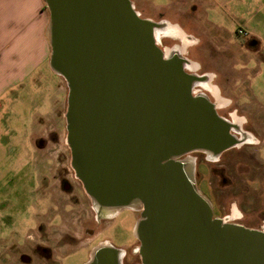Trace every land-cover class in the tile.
Masks as SVG:
<instances>
[{
	"label": "water",
	"instance_id": "1",
	"mask_svg": "<svg viewBox=\"0 0 264 264\" xmlns=\"http://www.w3.org/2000/svg\"><path fill=\"white\" fill-rule=\"evenodd\" d=\"M42 1L48 65L68 89L70 165L95 212H137L139 264H264V231L214 216L196 185L192 155L215 159L241 131L195 92L203 76L178 46L158 47L168 22L139 17L130 0ZM123 254L105 241L82 264Z\"/></svg>",
	"mask_w": 264,
	"mask_h": 264
},
{
	"label": "rangeland",
	"instance_id": "2",
	"mask_svg": "<svg viewBox=\"0 0 264 264\" xmlns=\"http://www.w3.org/2000/svg\"><path fill=\"white\" fill-rule=\"evenodd\" d=\"M135 1L131 3L139 17L164 20L161 15L144 11ZM168 23L181 30L189 42L182 55L198 66L196 72L208 75L209 84L223 98L217 113L238 122L239 128L259 141L232 148L216 161H206L201 153L193 154L196 185L212 202L214 216L261 229L264 109L257 110L253 95L257 92V99L264 105V74L250 79L236 59L242 53L246 59L250 56L244 50L248 32L247 36L241 35L237 31L242 28L230 25L233 34L227 37L229 46L225 48V41L218 40L224 38L220 31L203 26L191 32L176 22ZM181 43L170 35L157 41L164 50L176 45L181 48ZM38 71L41 77L36 82L27 80L22 88H12L0 100V249L10 243L19 249L33 247L32 255L18 251L23 253L19 254L18 264H82L94 246L106 241L127 253L125 264H139V243L132 232L137 212L122 211L107 217L95 212L70 165L62 116L67 104L66 83L51 71L48 62ZM201 91L216 102L209 91ZM38 111L46 113L34 116L32 123L31 116ZM23 255L29 263L21 261Z\"/></svg>",
	"mask_w": 264,
	"mask_h": 264
},
{
	"label": "crops",
	"instance_id": "3",
	"mask_svg": "<svg viewBox=\"0 0 264 264\" xmlns=\"http://www.w3.org/2000/svg\"><path fill=\"white\" fill-rule=\"evenodd\" d=\"M137 1L139 7H144V11L161 15L164 20L176 22L185 30L192 32L208 26L209 29L220 31L224 38L218 40L225 41V48L229 46L230 38L227 37L233 34L229 26L242 28L248 32L249 39L245 46H249L250 56L246 59L247 55L242 53L240 58H236L240 62V69L249 72L250 79L264 74V0ZM131 2L134 4L136 1ZM47 23L48 12L42 0H0V100L12 88L20 89L27 80L36 82L41 77L38 68L48 62L49 55ZM258 92L263 94L262 91ZM256 94H252L255 97L253 103L257 110L264 109ZM45 113L35 112L31 116L32 123L35 121L34 116L41 117ZM20 249L29 255L33 254L31 246ZM20 249L13 243L0 249V264H18L19 254H23L18 252ZM27 258L23 255L21 261L29 263Z\"/></svg>",
	"mask_w": 264,
	"mask_h": 264
},
{
	"label": "flooded vegetation",
	"instance_id": "4",
	"mask_svg": "<svg viewBox=\"0 0 264 264\" xmlns=\"http://www.w3.org/2000/svg\"><path fill=\"white\" fill-rule=\"evenodd\" d=\"M245 36H247V33H246V35ZM176 46H178V45H176ZM172 47V46H171ZM170 47V48H171ZM246 47V51H249L250 49H249V46L248 45H246L245 46ZM169 48V49H170ZM188 73H191V74H195V75H198V76H205L206 74H199L198 72H196V70H190V69H187L186 70ZM203 89V87L199 84V85H196L195 86V88H194V90H196L195 92L196 93H198V92H202L201 90ZM207 91H209V93L211 94V96H212V98H215L216 100V102H214L215 104H216V107H218V105L222 102V100L220 99V96H219V91L218 92H216L213 88H210V87H206L205 88ZM210 99V98H209ZM217 109V108H216ZM236 125H238L239 126V123L238 122H236ZM240 131L242 132V133H246V132H244V130H242L241 128H240ZM232 132V131H231ZM241 132H237V131H235V132H232L233 134H234V136H235V138L237 139V141L239 142L236 146H234V147H231V148H229V149H227V150H225V151H223L222 153H220L215 159H211V160H209V159H207L206 157H205V155L203 154V156H204V158H205V160L206 161H216V160H219L220 159V157H221V155L223 154V153H225L226 151H228V150H230V149H232V148H235V147H239V146H241V145H243V144H245V143H250V144H258L259 143V141L257 140H254V136L252 135V134H250V136H246V135H244V134H242ZM196 154V153H195ZM257 169H259L260 170V167H258ZM264 173V172H263ZM195 181H196V179H195ZM202 192V191H201ZM203 193V192H202ZM206 196V195H205ZM207 197V196H206ZM208 198V197H207ZM209 199V198H208ZM210 200V199H209ZM211 202V201H210ZM211 205H212V202H211ZM212 208H213V206H212ZM124 211H130V210H124ZM132 212V211H131ZM260 215L261 216H263V221H264V212H260ZM260 228L262 229H264V226H262V225H260ZM262 229V230H263ZM264 231V230H263ZM137 256H138V254H137ZM128 256H127V253L124 251V254H123V257H122V259H121V264H125V261L126 260H128ZM87 259H88V257H87ZM86 259V260H87ZM130 264H135L133 261H131L130 262Z\"/></svg>",
	"mask_w": 264,
	"mask_h": 264
},
{
	"label": "bare ground",
	"instance_id": "5",
	"mask_svg": "<svg viewBox=\"0 0 264 264\" xmlns=\"http://www.w3.org/2000/svg\"><path fill=\"white\" fill-rule=\"evenodd\" d=\"M154 34H155V40L156 41H158L161 36H165V35H170L172 37H175V38L181 40L182 47L181 48L178 47V50L176 51L178 54L179 53L182 54V52L184 50V46L189 43L188 41L186 42L184 40V34H183V32L181 30L177 29L175 26H171L168 23H167V25L162 26V27L158 28L157 30H155ZM169 52H170L169 49H165L164 50V55H168ZM187 68H189L191 70H197L198 69V66L195 63H193V62L190 61L187 64ZM201 86L203 87V89H205L208 86L210 88H213L216 92H218V90H217L216 87H214V86H212V85L209 84V77H208V75H205L203 77V82H202ZM220 99L223 100V98L221 96H220ZM245 135L246 136H249L247 133H245Z\"/></svg>",
	"mask_w": 264,
	"mask_h": 264
},
{
	"label": "built area",
	"instance_id": "6",
	"mask_svg": "<svg viewBox=\"0 0 264 264\" xmlns=\"http://www.w3.org/2000/svg\"><path fill=\"white\" fill-rule=\"evenodd\" d=\"M239 34H241V35H246V32L245 31H243V30H238L237 31ZM196 91V90H195Z\"/></svg>",
	"mask_w": 264,
	"mask_h": 264
}]
</instances>
